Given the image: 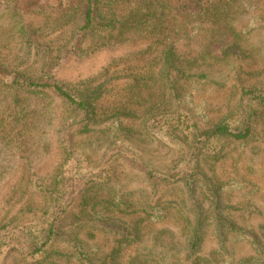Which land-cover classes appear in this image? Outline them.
I'll use <instances>...</instances> for the list:
<instances>
[{"label":"trees","instance_id":"1","mask_svg":"<svg viewBox=\"0 0 264 264\" xmlns=\"http://www.w3.org/2000/svg\"><path fill=\"white\" fill-rule=\"evenodd\" d=\"M173 1L67 0L51 17L56 30L65 34L57 47L42 46L30 25L22 29L28 38H34L39 50L41 66L35 71L8 64L9 56L0 45V100L6 111L21 114L25 111L23 101L53 97L62 103L66 114L56 131L61 156L58 171L45 180L28 166L21 177L19 189L23 197L28 196L29 219L0 220V264L16 258L20 264H120L125 249L142 245V231L150 221L169 217L182 226L185 242H175L170 230L157 231L153 244L144 252L137 250L128 264H264V223L256 229L237 224L230 215L236 207L223 200L227 190L205 169L223 157L218 151L217 159L210 160L208 153L214 142L247 141L257 124L264 121V74L253 73H258L257 81L249 86L234 84L236 102L231 113L212 123L205 115L199 121L194 119L198 107L193 104L192 93L198 84L225 86V80L218 83L213 79L226 74L223 68L242 61L243 37L255 28L235 27L243 11L242 0H177L175 6ZM260 19L258 29H264V16ZM203 31L209 37L197 54L195 41ZM135 40L145 41V48L114 60L101 78L84 81L74 90L53 75L71 57L83 58ZM239 75L236 71V81ZM114 83L122 84L121 101L112 108H101ZM141 115L145 125L158 126L180 142L182 154L164 173L133 150L117 146L119 141L113 142L124 129V119ZM106 123L116 154L84 166L79 140L93 127ZM113 161L126 162L148 180L183 185L192 205L185 204V195L176 197L165 202L167 212L162 213L134 201L131 193L121 192L117 179L109 177L108 165ZM139 213L142 215L131 224L119 218ZM210 227L218 247L203 255L202 245ZM98 232L117 238L104 257L88 247ZM230 236L235 237L234 242L247 241L254 254L236 260L228 246Z\"/></svg>","mask_w":264,"mask_h":264},{"label":"rangeland","instance_id":"2","mask_svg":"<svg viewBox=\"0 0 264 264\" xmlns=\"http://www.w3.org/2000/svg\"><path fill=\"white\" fill-rule=\"evenodd\" d=\"M66 3L67 0H0V45L3 52L9 56L8 64L33 71L41 66L39 50H37L34 38H28L27 33L22 29L30 25L36 36L35 39L40 41L42 46L57 47L63 42L65 34L63 30H56L51 17L60 4ZM177 3L178 1L174 0L172 4L175 6ZM242 9V14L238 16L235 27L255 29L243 37L245 41L242 42V61H236V65L223 68L228 78L220 73V76L213 79L218 83H223L225 80V86H219L213 82L198 84L193 88V104L198 107L195 110L194 119L198 121L201 120V115H205L207 122L212 123L227 113H231L236 102L237 86L233 87L234 84L241 83L249 86L248 84L257 81L258 73L256 75L253 73L258 71L264 74V29H258L262 23L260 18L264 16V0H242ZM207 29L211 31L210 28ZM207 37L209 34L204 31L198 35L194 46L197 54H200L205 47ZM145 46V41L135 40L113 48H102L83 58L71 57L58 66L53 75L59 82L64 83L67 89L74 90L84 81L101 78L105 68L114 60L131 56ZM210 64L215 66V62ZM236 71L240 74L237 81ZM118 84L120 83L111 85L101 108H112L114 104L121 101L119 99L123 96L122 84ZM22 106L24 113H12V111H6V107L0 100V122L2 121L0 129V220L9 218L20 221L23 216V219L27 221L30 217L25 204L28 196L23 197L19 189V183L26 167L29 166L39 178L49 180L61 164L56 131L61 128L66 116L62 103L53 97H46L42 100L30 98L23 101ZM144 121L142 115L138 119H124V129L119 133V138H114L113 142L119 141L116 143L117 146L133 150L149 160L158 172L164 173L178 161L181 152L180 142L169 137L165 130L158 126L145 125ZM108 126L109 123L97 125L87 135L81 139L79 137L81 144L79 153L84 166L101 163L103 159L116 154L108 139ZM254 130V135L247 141L214 142L213 149L208 153V156H211L210 160L217 159L218 151H222L221 157H223L214 166L208 165L205 168L227 190L223 199L224 203L236 207L235 211L230 212L231 217L240 226L251 229H256L258 225L264 223V121L257 124ZM108 166L111 168L108 175L121 183V192L131 193L134 201L138 200L154 209L158 208L162 213L167 212L166 201L185 195L183 185L172 186L159 180H148L140 170L124 161L117 163L113 161ZM185 198V204L192 205L186 195ZM154 212L153 210L151 213ZM141 215L142 213L129 216L120 215L119 218L121 222L131 224ZM150 222L142 231V245L129 246L125 249L121 254L120 264H128L129 258L137 250L144 252V248L150 247L157 231L170 230L175 235V242L180 244L185 242L181 232L182 226L175 222L174 217ZM96 236L90 239L88 247L90 250H95L100 257H104L116 245L117 238L105 232H98ZM169 238L171 237L167 236L165 239L169 241ZM234 239L235 237L230 236L228 246L233 250L236 260L254 254V249L247 241L234 242ZM217 247L218 240L214 229L210 227L201 253L207 255ZM20 263L21 261L17 258L6 260V264Z\"/></svg>","mask_w":264,"mask_h":264}]
</instances>
